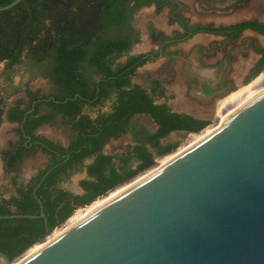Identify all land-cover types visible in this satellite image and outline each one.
Wrapping results in <instances>:
<instances>
[{
  "label": "trees",
  "instance_id": "16d2710c",
  "mask_svg": "<svg viewBox=\"0 0 264 264\" xmlns=\"http://www.w3.org/2000/svg\"><path fill=\"white\" fill-rule=\"evenodd\" d=\"M10 1L0 0V5ZM150 4L155 5L156 11L170 6L171 19L183 28L162 45V50L196 31L233 29L231 35L236 36L243 28L251 27L264 34V22L255 19L225 26L189 24L179 13L176 0H21L0 10V62L5 61L7 67L22 63L29 78L48 77L55 88L53 93L46 95H39L38 90H27L28 104L20 107L23 100L18 99L7 109V117L22 124L18 129L19 139L1 150L5 165L15 168L23 156L38 148L49 153L50 160L25 184L19 185L15 194L0 195V214H39L33 187L50 165L69 153L36 189L43 204V215L0 218V249L11 258L32 243L26 252L34 249L39 242L35 241L66 217L64 225L69 223L75 207L90 204L77 209L86 213L103 201H97L101 197L98 195L151 165L155 154L169 151L175 143L163 142L162 138L171 131L201 135L215 125L207 126L206 119L173 110L166 101H159L166 97V87L158 79L149 75L148 86L131 81L136 67L146 59L145 53H129L141 36L134 16L141 7ZM150 33L155 40L163 39L152 25ZM259 52L255 71L264 67V48ZM123 55L126 58L120 60ZM107 99L111 100L110 111H99L94 116L82 112L85 104H103ZM41 103L51 110L35 115ZM5 107L6 96L0 85V122ZM26 110L29 111L23 118ZM57 112L72 117L71 125L77 130L68 146L33 133L38 124L51 120ZM136 113L151 118L155 126L149 128L140 119L133 118ZM126 131L131 132L134 143L126 145L117 155L103 151L110 137ZM166 154L162 160L172 153ZM87 157L90 161L84 162ZM80 167L86 171V176L79 180L82 193H72L59 185L61 179ZM129 183L118 187L108 197Z\"/></svg>",
  "mask_w": 264,
  "mask_h": 264
},
{
  "label": "water",
  "instance_id": "95a60500",
  "mask_svg": "<svg viewBox=\"0 0 264 264\" xmlns=\"http://www.w3.org/2000/svg\"><path fill=\"white\" fill-rule=\"evenodd\" d=\"M68 156L33 187L39 214L0 218L43 215L36 189ZM0 264H264V87L31 251L0 249Z\"/></svg>",
  "mask_w": 264,
  "mask_h": 264
},
{
  "label": "crops",
  "instance_id": "0c3cea01",
  "mask_svg": "<svg viewBox=\"0 0 264 264\" xmlns=\"http://www.w3.org/2000/svg\"><path fill=\"white\" fill-rule=\"evenodd\" d=\"M176 1L180 3L178 0ZM192 1L194 6H198L197 12H195L194 15H198L200 13L206 14L208 11H210V9L199 7L200 2L198 3L197 0ZM216 4L217 2H215V5ZM201 6H204L203 2ZM217 11L215 13H218ZM164 13L168 14L167 16L169 23L177 24V26L175 25L176 29L175 31L173 30V33L166 28L168 22L162 21V15ZM229 13L227 12V15H229ZM220 14L225 15V13ZM190 18L191 22H188L189 24H210L212 26L231 25L244 19H252H228L227 21L221 19L223 21H215L214 23H210L202 22L203 20L199 22V20L193 17V15ZM134 20L136 26L141 31V36L140 40L134 43L129 53H145L146 59L142 64L136 67L134 73L131 76V81L142 84L143 80L141 78L140 72L145 70L148 71V68H152L153 66L151 77L158 79L166 87V97H161L158 100L166 101V103L173 110L187 112L193 114L196 117L206 119L207 124L208 119L206 115H204L202 112L195 111L193 107L182 106V103L186 101L190 102L191 99L205 102L210 100L212 95L221 92L222 85L225 84V71L230 68V65L240 62L241 64L244 63L247 65V68H251L254 64H256L255 62H257L261 55L259 51L264 48V44L258 43V38H264V34L255 30L254 28L245 27L236 36L231 35V31L233 29L220 32L196 31L188 37L169 43L162 50V45L165 42L170 41L173 37L172 35H174L176 31H183L182 26L177 21L171 19L170 6L165 5L159 11H156L154 4L145 5L135 13ZM208 20L209 18L207 17V21ZM150 25H152L157 32L161 33L163 38L162 40H155L152 37L150 33ZM152 47L154 49H152ZM172 53H176L177 59L172 62V67L167 76L162 77L160 74H156V71L154 70L156 68L155 66L162 62V60L165 58V54L173 55ZM252 54L254 60L252 63H249L248 61ZM150 57L153 59V61L155 57H157L159 61L156 60V63L154 62L153 65H149L148 60ZM125 58L126 55H123L120 57V60H124ZM0 64H5V62ZM13 71L14 70L12 68L8 72L5 70L0 72V85L2 87L3 94L6 96V107L0 122V191L2 196L5 197L15 194L16 188L19 186V184L21 185V183L23 184L27 182L33 174H35L40 168L44 167L50 156L49 153L42 150L41 148H38L34 153L23 156L21 161L16 164L15 168H8L4 163V160L1 156V150L7 148L10 142H15L19 139L20 134L18 129L21 127V122L18 120H11L7 117L8 107L13 106L18 99L23 100V102L20 104V107H24L26 104H28L29 98L27 96V90H38L39 95L48 94L45 85L46 77L36 76L34 78H29L28 75H25L26 71H24V68H21L20 71ZM137 75L140 78L137 77ZM263 75L264 72L254 79L252 83H250L251 85L249 84L247 87L244 86L239 91L232 93L231 96H240V94L242 95L244 92L250 90L244 99L245 101L249 96L252 94L254 95L258 91V88L264 86V81H261ZM229 82L231 81H228L227 83ZM258 82L260 83L257 84ZM52 85L54 87L53 83ZM233 99L232 97L229 98L228 96L224 99H221L219 101L218 108L221 109L223 107L222 105L228 102L230 103ZM33 103L34 101H32V104ZM43 104L45 103H41L39 105V111L35 115L46 113L51 110L48 108L41 109V105ZM87 109V104H85L82 108V112L89 114ZM139 114L141 113H136L133 118L139 119V117H137ZM89 115L92 116L91 114ZM72 120V117L57 112L51 120H46L38 124L34 128L33 133L44 136L56 143H60L63 146H68L70 141L73 140L77 134V130L71 125ZM122 136H125L127 139L126 141L128 143L126 145L134 143L130 131L123 132L116 137H110L108 140H117ZM125 147L123 150H125ZM103 151L112 155H117L122 152L120 151L119 153H112L106 151L105 147H103ZM89 161V157L84 159V162ZM85 176V168L80 167L71 171L69 176L61 179V182L59 181L58 183L59 185L61 183L60 186L63 187L62 182L71 180L69 184L72 186L63 188L71 191L72 193H82L83 188L79 184V180Z\"/></svg>",
  "mask_w": 264,
  "mask_h": 264
},
{
  "label": "rangeland",
  "instance_id": "374dc122",
  "mask_svg": "<svg viewBox=\"0 0 264 264\" xmlns=\"http://www.w3.org/2000/svg\"><path fill=\"white\" fill-rule=\"evenodd\" d=\"M178 1L180 2L179 3V13L183 17H186L187 22H189V23L191 22L190 21L191 20L190 17L192 15L197 20H199V22L203 20L202 22H210V23L211 22L214 23L215 21L216 22H221L223 20L227 21L228 19H232L233 20V19H243V18H252V19H257V20H260V21H264V0H197L198 3L200 2L202 4V2H203V5H204V6H201V4L199 3V7H203L205 9L206 8L210 9V11H208L206 14L200 13L198 15H194V13L197 12L198 6L197 7L194 6L192 0H178ZM215 2H217L216 5H215ZM216 11L218 13H215ZM227 12L228 13L231 12V13H229V15H227ZM214 13L217 14V15H215ZM220 13H222V14L225 13V15H221ZM167 15H168L167 13H164L162 15V21L168 22L167 25H166V28L168 30L172 31V33H173L175 31V29H176L175 25L177 26V24L169 23V19H168ZM184 15H186V16H184ZM207 17L209 18L208 21H207ZM212 19H214V20H212ZM221 19H223V20H221ZM172 36H174V35H172ZM258 43L259 44H264V38L263 37L262 38H258ZM152 49H154V48L152 47ZM172 54L173 55L165 54V58L162 60V62L155 66L156 68L154 70L156 71V74H160L162 77L167 76V74L169 73V71H170V69L172 67V64H173L172 62H174L177 59L176 53H172ZM168 56H169V58H168ZM258 57H259V55H258ZM156 60L159 61L157 59V57H155L154 61L150 57L149 60H148V62H149L148 64L149 65H153L154 62L156 63ZM253 60L254 59H253V54H252V56L249 58L248 62L252 63ZM4 62L5 61H1L0 63H4ZM254 65L251 68H247V65H245L244 63L241 64L240 62H236V63L230 65V68H228L225 71V80H224L225 84L222 85L221 92H219L218 94L212 95L211 99L208 100L207 102H205V101H197L196 99H191L190 102L186 101V102L182 103V106L193 107L195 111L202 112L204 115H206V117L208 119L207 126L210 125V124H214V123H216L214 125V126H216L219 123V121L221 120L222 117H224L227 113L232 111L236 106H238L239 104H241L244 101L245 97L247 96V94L249 93L250 90H248L247 92H244L242 95L240 94V96H237V97L233 96V95L231 96V94L236 92V91H239L244 86L247 87V85L252 83V81L254 79H256L258 76H260L264 72V67H261L258 71L253 70L254 69ZM6 67H7L6 63L2 64V65L0 64V72L2 70H5V71L8 72L12 68L14 70L13 72H15L16 70L20 71L21 68L22 69L24 68L22 63L15 64L14 66H12L10 68H6ZM148 69H149L148 71L145 70L148 75L145 73V71H143V72L141 71L140 72L141 73V78L143 80L142 84L146 85V86H148V83H149L147 77L149 75L151 77V74L153 72V66H152V68H148ZM24 71H25V69H24ZM25 75L26 76L28 75L27 72H26ZM137 77H139V76L137 75ZM262 80L264 81V75H263V78L261 79V81ZM228 81H231V82L227 83ZM260 82H258L257 84H259ZM45 85H46V89H47L48 93H52V92L55 91V88L52 85V81L48 77L45 78ZM227 96L229 98L232 97V99L233 98L234 99L230 103L228 102V103L222 105L223 107L221 109H219L218 108L219 101L221 99L226 98ZM45 108L51 109L50 106H47L45 104L41 105V109H45ZM87 108H88L87 111L92 116L96 115L99 111L108 112L111 109V100L107 99L103 104H93V105L87 104ZM137 117H139V119L141 121H143L149 128H153L155 126V124L153 123L151 118H149L148 116L143 115V114H139V116H137ZM192 133H194V132L171 131L167 136L162 138V141L163 142L175 143V146H173L169 151H167V152H165L163 154H157V155L155 154L154 155V162L151 165H149L148 167H146L147 169L144 168L142 170H139L135 175L123 180L122 182H120L118 184H116L115 185L116 187L113 186L112 188L108 189L106 192L98 195V196H101V197L97 198V201L98 200L102 201L103 199L108 197L112 192H114L118 187L122 186L123 184L129 183L131 180H133L134 178L138 177L139 175H142V174L146 173V171L150 167L156 166L162 160L163 156L168 155L166 153L171 154L176 149L182 148L183 146H185L186 144H188L189 142L195 140L197 137L200 136V135L199 136H196V135L194 136V134H192ZM126 140L127 139H126L125 136L119 137L117 140H113V141H109L108 140L107 143L104 146L105 150L109 151V152H112V153H119L120 151H122L124 149V147L128 143ZM164 154H166V155H164ZM49 160H50V156H49L48 161L46 163H48ZM70 182H71V180H68L67 182H62V186L64 188L71 187L72 185L69 184ZM25 183H23V184H25ZM60 185H61V183H60ZM0 195L2 196L1 191H0ZM98 196H96V197H98ZM86 204H88V203H86ZM86 204H84V205H86ZM84 205H78L77 207H75L71 214L75 213L74 217H76V218L80 217L81 215H79V214H84V212L80 211V210H77V209L87 207L90 204L86 205V206H84ZM66 219H67V217L65 219H63L62 221H60L57 225H55L46 235L42 236L41 238L44 237V239H45L49 234H51L55 230H58L60 227H62L64 225V223L66 222ZM69 221L71 222L72 219L69 220ZM39 239H37L35 242L37 243L39 241ZM32 244H30L27 248H29ZM26 249H24L22 252H24ZM22 252L16 254L12 258L17 257Z\"/></svg>",
  "mask_w": 264,
  "mask_h": 264
},
{
  "label": "bare ground",
  "instance_id": "6f19581e",
  "mask_svg": "<svg viewBox=\"0 0 264 264\" xmlns=\"http://www.w3.org/2000/svg\"><path fill=\"white\" fill-rule=\"evenodd\" d=\"M264 86H262V87H260V88H258V91L260 90V89H262ZM252 90V89H251ZM253 95V94H252ZM251 95V96H252ZM250 97V96H249ZM104 200V199H103ZM80 213V212H79ZM79 215H82V214H79ZM76 217H74V218H72V221L75 219ZM77 219V218H76Z\"/></svg>",
  "mask_w": 264,
  "mask_h": 264
},
{
  "label": "flooded vegetation",
  "instance_id": "af4514ba",
  "mask_svg": "<svg viewBox=\"0 0 264 264\" xmlns=\"http://www.w3.org/2000/svg\"><path fill=\"white\" fill-rule=\"evenodd\" d=\"M237 96H238V95H237ZM237 96H236V97H237ZM28 139H29V137H28Z\"/></svg>",
  "mask_w": 264,
  "mask_h": 264
}]
</instances>
